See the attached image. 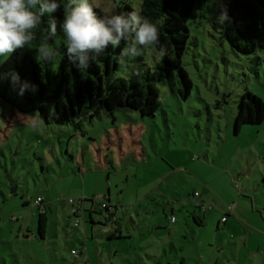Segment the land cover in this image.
Returning a JSON list of instances; mask_svg holds the SVG:
<instances>
[{
  "label": "rangeland",
  "instance_id": "1",
  "mask_svg": "<svg viewBox=\"0 0 264 264\" xmlns=\"http://www.w3.org/2000/svg\"><path fill=\"white\" fill-rule=\"evenodd\" d=\"M92 1L103 16L138 7ZM224 2L195 3L181 59L190 95L158 84L151 119L98 110L79 125L46 124L0 99V264H264V118L234 130L241 96L264 104V43L252 55L230 49L210 25ZM142 56L149 67L160 58L150 47ZM130 72L125 61L117 74Z\"/></svg>",
  "mask_w": 264,
  "mask_h": 264
},
{
  "label": "trees",
  "instance_id": "2",
  "mask_svg": "<svg viewBox=\"0 0 264 264\" xmlns=\"http://www.w3.org/2000/svg\"><path fill=\"white\" fill-rule=\"evenodd\" d=\"M57 2L60 8L51 14L57 22V33L49 43L58 51V55L50 62L37 60L36 48L40 43V32L37 30V40L31 46L17 50L9 57L0 56L2 101L10 103L24 114L36 111L46 124L79 125L85 118H92L98 110L111 118L118 111L137 113L142 120L153 118L159 108L158 84L167 85L176 97H189L192 84L181 66V59L191 43L188 23L194 5L198 2L204 6L207 0H138L136 10L122 2L121 7H118L120 13L138 12L159 29V45L155 50L151 46L150 48L158 52L159 47L163 46L166 50V54L160 56L152 67L144 63L142 54L146 49L135 58H123L131 68L127 76L117 74L124 64L120 62L121 51L126 46L124 41L119 47L109 46L99 57H90L86 71L78 70L69 61L60 29L66 0ZM90 3L97 15L102 17L103 12L92 0ZM223 7L227 8L230 22L224 25L217 23L219 9L214 13L215 17L210 19L212 29L217 31L233 52L254 54L257 47L264 43V0H225ZM49 18V14L44 15L41 27H48ZM10 72L18 73L20 81H28L37 90H26L23 95L18 94L19 84L11 83L8 75ZM237 105L234 116L235 131L238 132L244 124H258L263 120L264 104L255 95L246 93L241 96ZM194 196H197L196 192ZM86 201L91 200L83 199L79 203ZM101 203L105 206L102 207ZM100 206L108 218L114 217L107 197H102ZM196 208L203 211L201 204H197ZM79 210L80 206L77 211ZM226 220L225 216L221 218L223 223ZM193 221L199 226L203 225L201 217L194 216ZM170 222L174 223L175 219L171 217ZM75 224L78 225L77 222ZM45 227L46 212L43 211L37 217V234L41 239L44 237Z\"/></svg>",
  "mask_w": 264,
  "mask_h": 264
},
{
  "label": "clouds",
  "instance_id": "3",
  "mask_svg": "<svg viewBox=\"0 0 264 264\" xmlns=\"http://www.w3.org/2000/svg\"><path fill=\"white\" fill-rule=\"evenodd\" d=\"M60 8L57 0H0V56H10L17 50L31 46L40 32V43L36 48L37 60L50 62L58 51L49 43L57 33V22L51 16ZM49 14L48 27L43 28L42 18ZM230 22L226 7H222L217 23ZM66 44V55L78 70L86 71L90 57H99L109 47L126 46L121 51V63L126 57L140 56L150 46L159 45V29L138 12L98 16L90 0H66L63 20L60 24ZM163 57L166 50L159 47ZM13 85L19 84V93L35 92L36 86L20 81L18 73L10 72ZM41 121L36 115L31 118L33 127Z\"/></svg>",
  "mask_w": 264,
  "mask_h": 264
},
{
  "label": "crops",
  "instance_id": "4",
  "mask_svg": "<svg viewBox=\"0 0 264 264\" xmlns=\"http://www.w3.org/2000/svg\"><path fill=\"white\" fill-rule=\"evenodd\" d=\"M240 182H242V184H244V182H243L242 180H240ZM244 197L246 198V196H244ZM38 198H39V197H38ZM107 198H108V201H109V197H107ZM253 202H254V200H252V202H251V208H252V209L254 208V207H252ZM41 203H42V201H41ZM41 203H40V204H41ZM40 204H39V205H40ZM200 204L203 205L202 202H201ZM239 204H240V201L237 200V204H236V208H235L236 211H237V209H238V205H239ZM113 210H114V211H113ZM113 210H112V211L110 210V211H111L112 213H114V217H113V219H114V218H116V217H115V216H116V209L114 208ZM263 210H264V209H263ZM90 219H92L91 215H90ZM226 222H227V220H226ZM226 222H225V223H226ZM174 223H176V220H175Z\"/></svg>",
  "mask_w": 264,
  "mask_h": 264
},
{
  "label": "built area",
  "instance_id": "5",
  "mask_svg": "<svg viewBox=\"0 0 264 264\" xmlns=\"http://www.w3.org/2000/svg\"><path fill=\"white\" fill-rule=\"evenodd\" d=\"M196 195V194H195ZM97 199H99L100 200V202H102V197H97ZM68 202L69 203H74V201L72 200V199H68ZM41 203V199L40 198H37V201H36V205H39ZM101 206L102 207H104L105 205H104V203H101ZM79 209V207L77 208V209H75V211H77ZM111 210V209H110ZM173 220V219H172ZM222 220H224V219H222ZM75 225H77V224H75ZM72 253H74L75 254V251H72Z\"/></svg>",
  "mask_w": 264,
  "mask_h": 264
}]
</instances>
